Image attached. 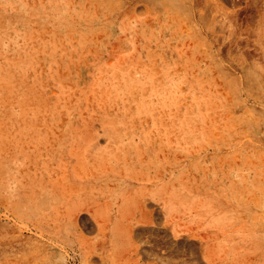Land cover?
<instances>
[{"label": "rangeland", "instance_id": "374dc122", "mask_svg": "<svg viewBox=\"0 0 264 264\" xmlns=\"http://www.w3.org/2000/svg\"><path fill=\"white\" fill-rule=\"evenodd\" d=\"M263 9L0 0V264H264Z\"/></svg>", "mask_w": 264, "mask_h": 264}, {"label": "bare ground", "instance_id": "6f19581e", "mask_svg": "<svg viewBox=\"0 0 264 264\" xmlns=\"http://www.w3.org/2000/svg\"><path fill=\"white\" fill-rule=\"evenodd\" d=\"M159 1H160V0H159ZM214 2H215V1H214ZM208 5H209V4H208ZM211 9H212V8H211ZM263 10H264V9H263ZM204 11H205V10H204ZM255 11H256V10H255ZM260 11H261V10H260ZM199 12H200V11H199ZM214 12H215V11H214ZM261 13H262V12H261ZM256 16H257V15H256ZM197 17H198V16H197ZM214 17H215V16H214ZM246 18H247V17H246ZM248 18H249V17H248ZM261 18H262V17H261ZM261 21H262V20H261ZM261 21H260V22H261ZM214 22H215V21H214ZM209 23L211 24V22H209ZM215 24H216V23H215ZM261 26H262V24H261ZM209 27H210V26H209ZM263 28H264V27H263ZM258 31H259V30H258ZM263 36H264V35H263ZM257 41H258V40H257ZM234 50H235V49H234ZM234 54H235V53H234ZM254 55H255V54H254ZM130 131H131V130H130ZM135 131H136V130H135ZM118 133H119V132H118ZM131 133H132V131H131ZM166 133H167V132H166ZM149 134H150V133H149ZM154 134H155V133H154ZM130 135H131V134H130ZM137 135H138V134H137ZM151 135H152V134H151ZM142 136H143V135H142ZM147 137H148V136H147ZM151 137H152V136H151ZM157 138L159 139V137H157ZM160 138H161V135H160ZM128 139H129V138H128ZM141 139H142V138H141ZM141 139H140V140H141ZM119 140H120V139H119ZM150 140H151V139H150ZM152 140H153V138H152ZM154 140H155V139H154ZM119 142H121V141H119ZM128 142H129V141H128ZM140 142H141V141H140ZM140 142H139V143H140ZM139 143H138V144H139ZM152 143H153V142H152ZM156 143H157V142H156ZM170 143H171V142H170ZM141 144H142V143H141ZM146 145H147V144H146ZM146 145H145V146H146ZM163 145H164V143H163ZM142 146H143V145H142ZM155 146L158 147V145H155ZM167 147H168V146H167ZM124 148H125V147H124ZM126 148H127V147H126ZM154 148H155V147H154ZM169 149H170V148H169ZM89 150H90V148H89ZM121 150H122V149H121ZM129 150H130V149H129ZM141 150H142V149H141ZM158 150H159V149H158ZM147 151H148V149H147ZM125 152H126V151H125ZM125 152H124V153H125ZM133 152H134V151H133ZM159 152H160V151H159ZM117 153H118V152H117ZM137 153H138V152H137ZM144 153H145V152H144ZM164 153H165V152H164ZM122 154H123V153H122ZM172 154H173V153H172ZM104 155H105V154H104ZM115 155H116V154H115ZM138 155H139V154H138ZM138 155H137V156H138ZM152 155H153V154H152ZM170 155H171V154H170ZM175 155H176V154H175ZM107 156H108V154H107ZM118 156H119V154H118ZM144 156H145V155H144ZM160 156H161V155H160ZM128 157H130V156H128ZM155 157H156V156H155ZM112 158H113V156H112ZM118 158H119V157H118ZM118 158H117V160H118ZM126 158H127V157H126ZM150 158H151V157H150ZM170 158H171V157H170ZM179 158H180V157H179ZM109 159H110V158H109ZM115 159H116V158H115ZM130 159H131V158H130ZM146 159H147V158H146ZM148 159H149V158H148ZM155 159H156V158H155ZM180 159H181V158H180ZM183 159H184V158H183ZM117 160H116V161H117ZM120 160H121V158H120ZM161 160H162V158H161ZM174 160H175V159H174ZM148 161H149V160H148ZM148 161H147V162H148ZM153 161H154V160H153ZM178 161H179V159H178ZM142 162H143V161H142ZM144 162H145V161H144ZM170 162H171V161H170ZM170 162H169V163H170ZM104 163H105V162H104ZM154 163H155V162H154ZM100 164H101V163H100ZM109 164H110V163H109ZM112 164H113V163H112ZM116 164H117V163H116ZM179 164H180V163H179ZM97 165H98V164H97ZM119 165H120V164H119ZM170 165H171V164H170ZM113 166H114V165H113ZM133 166H134V165H133ZM151 166H152V165H151ZM151 166H150V167H151ZM166 166H167V165H166ZM166 166H165V167H166ZM178 166H179V165H178ZM134 167H135V166H134ZM145 167H146V166H145ZM145 167H144V168H145ZM165 167H164L163 169H165ZM65 168H66V167H65ZM68 168H69V167H68ZM111 168H113V167H111ZM120 168H121V167H120ZM128 168H129V167H128ZM168 168H169V167H168ZM77 169H78V168H77ZM153 169H154V168H153ZM161 169H162V168H161ZM161 169H160V172H161ZM74 170H75V169H74ZM122 170H123V169H122ZM131 170H133V169H131ZM115 171H116V170H115ZM135 171H136V170H135ZM139 171H140V170H139ZM162 171H163V170H162ZM66 172H67V171H66ZM99 172H100V170H99ZM104 172H105V170H104ZM111 172H112V170H111ZM117 172H118V171H117ZM121 173H122V172H121ZM143 173H144V172H143ZM168 173H169V172H168ZM130 174L132 175V172H130ZM117 175H118V173H117ZM120 175H121V174H120ZM137 175H138V174H137ZM142 175H143V174H142ZM146 175H147V173H146ZM157 175H158V174H156V176H157ZM160 175H161V174H160ZM165 175H166V174H165ZM100 176H101V175H100ZM102 176H103V175H102ZM104 176H105V175H104ZM111 176H112V175H111ZM134 176H135V174H134ZM143 176H145V175H143ZM170 176H171V175H170ZM81 177H82V176H81ZM95 177H96V176H95ZM145 177H146V176H145ZM62 178H63V177H62ZM65 178H66V174H65ZM73 178H74V177H73ZM104 178H106V177H104ZM135 178H136V177H135ZM138 178H139V177H138ZM169 178H170V177H169ZM63 179H64V178H63ZM63 179H62V180H63ZM76 179H77V178H76ZM111 179H112V178H111ZM121 179H122V178H121ZM141 179H142V178H141ZM153 179H154V178H153ZM90 180H91V179H90ZM105 180H106V179H105ZM151 180H152V179H151ZM151 180H150V181H151ZM170 180H171V179H170ZM66 181H68V180H66ZM66 181H65V183H66ZM139 181H140V180H139ZM145 181H146V180H145ZM61 182H62V181H61ZM61 182H60V183H61ZM63 182H64V181H63ZM75 182H76V181H75ZM77 182H79V181L77 180ZM117 182H118V181H117ZM147 182H148V181H147ZM152 182H154V181H152ZM70 183H71V182H70ZM95 183H96V180H95ZM106 183H107V182H106ZM66 184H67V183H66ZM91 184H92V183H91ZM117 184H118V183H117ZM149 184H150V183H149ZM161 184H162V182H161ZM89 185H90V184H89ZM99 185H100V184H99ZM136 185H137V184H136ZM80 186L82 187V184H81ZM84 186H85V184H84ZM91 186H92V185H91ZM100 186H101V185H100ZM111 186H112V185H111ZM114 186H115V185H114ZM114 186H112V187L114 188ZM155 186H156V185H155ZM163 186H164V185H163ZM168 186H169V185H168ZM143 187H144V186H143ZM157 187H158V186H157ZM74 188H78V187H74ZM89 188H90V187H89ZM116 188H117V187H116ZM121 188H122V187H121ZM140 188H141V187H140ZM140 188H139V189H140ZM72 189H73V188H72ZM83 189H84V188H83ZM98 189H99V188H98ZM110 189H111V188H110ZM114 189H115V188H114ZM135 189H136V188H135ZM142 189H143V188H142ZM161 189H162V188H161ZM77 190H78V189H77ZM104 190H105V189H104ZM116 190H117V189H116ZM137 190H138V189H137ZM102 191H103V190H102ZM110 191H111V190H110ZM125 191H126V189H125ZM128 191H129V190H128ZM139 191H140V190H139ZM166 191H169V190L167 189ZM116 192H117V191H116ZM134 192H135V191H134ZM162 192H163V190H162ZM95 193H96V191H95ZM104 193H105V192H104ZM130 193H131V192H130ZM132 193H133V192H132ZM169 193H170V192H169ZM62 194H63V193H62ZM78 194H79V193H78ZM118 194H119V193H118ZM133 194H134V193H133ZM137 194H138V193H137ZM164 194H165V191H164ZM90 195H91V194H90ZM107 195H108V194H107ZM116 195H117V194H116ZM31 196H32V195H31ZM72 196H73V195H72ZM96 196H97V195H96ZM96 196H95V198H96ZM147 196H148V195H147ZM62 197H63V196H62ZM118 197H119V196H118ZM118 197H117V198H118ZM162 197H163V196H162ZM165 197H166V196H165ZM213 197H214V196H213ZM54 198H55V197H54ZM90 198H91V197H90ZM92 198H93V196H92ZM114 198H115V197H114ZM140 198H141V197H140ZM206 198H207V197H206ZM208 198H209V196H208ZM216 198H217V197H216ZM27 199H28V198H27ZM29 199H30V198H29ZM57 199H58V198H57ZM86 199H87V198H86ZM97 199H98V198H97ZM107 199H108V198H107ZM127 199H128V198H127ZM162 199H163V198H162ZM165 199H166V198H165ZM218 199H219V198H218ZM225 199H228V197L225 198ZM54 200H56V198H55ZM78 200H79V199H78ZM132 200H133V199H132ZM152 200H153V199H152ZM214 200H215V199H214ZM222 200L224 201V199H222ZM230 200H231V199H230ZM66 201H67V200H66ZM73 201H74V200H73ZM82 201H83V200H82ZM90 201H91V200H90ZM111 201H112V199H111ZM128 201H129V200H128ZM153 201H154V200H153ZM100 202H101V201H100ZM120 202H121V201H120ZM216 202H217V201H216ZM78 203H79V202H78ZM84 203H86V202H84ZM105 203H106V202H105ZM124 203H125V202H123V204H124ZM126 203H127V202H126ZM154 203H155V202H154ZM166 203H167V202H166ZM213 203H214V202H213ZM247 203H248V201H247ZM69 204H70V203H69ZM91 204L93 205V203H91ZM107 204H109V203H107ZM136 204H137V203H136ZM156 204H157V203H156ZM227 204H228V203H227ZM239 204H240V203H239ZM53 205H54V204H53ZM78 205H79V204H78ZM105 205H106V204H105ZM137 205H138V204H137ZM141 205H142V204H141ZM157 205H158V204H157ZM198 205H199V204H198ZM215 205H216V204H215ZM55 206H56V205H55ZM94 206H95V205H94ZM96 206H97V205H96ZM101 206H102V205H101ZM108 206H109V205H108ZM120 206H121V205H120ZM126 206H127V205H126ZM144 206H145V205H143V207H144ZM154 206H155V205H154ZM166 206H167V205H166ZM237 206H238V205H237ZM257 206H258V205H257ZM45 207H46V206H45ZM71 207H72V206H71ZM90 207H91V206H90ZM139 207H140V206H139ZM143 207H142V208H143ZM221 207H222V206H221ZM223 207H224V206H223ZM242 207H243V206H242ZM39 208H40V207H39ZM43 208H44V207H43ZM75 208H76V207H75ZM93 208H94V207H93ZM106 208H107V207H106ZM129 208H130V207H129ZM136 208H138V207L136 206ZM214 208H215V207H214ZM232 208H233V207H232ZM44 209H45V208H44ZM109 209H111V208H109ZM119 209H120V208H119ZM147 209H148V208H147ZM149 209H150V208H149ZM151 209H152V208H151ZM156 209H157V208H156ZM162 209H163V208H162ZM244 209H245V208H244ZM33 210H34V209H33ZM73 210H74V209H73ZM76 210H77V209H76ZM124 210H125V209H124ZM261 210H262V209H261ZM29 211H30V210H29ZM122 211H123V210H122ZM221 211H222V210H221ZM229 211H230V209H229ZM33 212L35 213V211H33ZM38 212H39V211H38ZM59 212H60V211H59ZM89 212H90V211H89ZM25 213H26V212H25ZM74 213H76V212H74ZM125 213H126V212H125ZM148 213H150V212H148ZM165 213H166V212H165ZM228 213H229V212H228ZM26 214H27V213H26ZM29 214H30V213H29ZM35 214H36V213H35ZM46 214H47V213H46ZM116 214H117V213H116ZM126 214H127V213H126ZM142 214H143V213H142ZM159 214H160V213H159ZM261 214H262V213H261ZM261 214H260V215H261ZM32 215H33V214H32ZM36 215H37V214H36ZM63 215H64V214H63ZM72 215H73V214H72ZM122 215H123V214H122ZM133 215H134V214H133ZM136 215H137V214H136ZM143 215H144V214H143ZM151 215H152V214H151ZM216 215H217V214H216ZM245 215H246V213H245ZM34 216H35V215H34ZM58 216H59V215H58ZM102 216H103V215H102ZM119 216H120V215H119ZM134 216H135V215H134ZM149 216H150V214H149ZM160 216H161V215H160ZM209 216H210V215H209ZM59 217H60V216H59ZM70 217H71V216H70ZM121 217H122V216H121ZM141 217H142V215H141ZM145 217H147V216H145ZM239 217H240V215H239ZM26 218H27V217H26ZM41 218H42V217H41ZM41 218H40V219H41ZM50 218H51V216H50ZM99 218H100V217H99ZM99 218H98V219H99ZM102 218H103V217H102ZM133 218H134V217H133ZM133 218H132V219H133ZM137 218H138V217H137ZM137 218H136V219H137ZM142 218H143V217H142ZM207 218H208V217H207ZM230 218H232V217L230 216ZM240 218H241V217H240ZM246 218H247V217H246ZM125 219H126V218H125ZM143 219H144V218H143ZM143 219H142V220H143ZM150 219H151V218H150ZM163 219H164V218H163ZM47 220H48V219H47ZM137 220H139V219H137ZM140 220H141V219H140ZM156 220H157V219H156ZM58 221H59V220H58ZM126 221H127V220H126ZM143 221H144V220H143ZM143 221H142V222H143ZM145 221H146V220H145ZM148 221H150V220L148 219ZM148 221H147V222H148ZM152 221H153V220H152ZM62 222H63V221H62ZM123 222H125V221H123ZM138 222H139V221H138ZM140 222H141V221H140ZM245 222H247V221H245ZM52 223H53V222H52ZM106 223H107V222H106ZM114 223H115V222H114ZM119 223H120V222H119ZM130 223H131V222H130ZM149 223H150V222H149ZM156 223H157V222H156ZM227 223H228V222H227ZM239 223H240V222H239ZM40 224H41V223H40ZM97 224H98V223H97ZM101 224H102V223H101ZM101 224H100V225H101ZM117 224H118V223H117ZM127 224H128V222H127ZM137 224H138V223H137ZM137 224H136V225H137ZM143 224H145V223H143ZM157 224L159 225V223H157ZM166 224H167V223H166ZM171 224H172V223H170V225H171ZM52 225H53V224H52ZM122 225H123V224H121V226H122ZM129 225H131V224H129ZM152 225H153V224H152ZM235 225H238V224H235ZM39 226H40V225H39ZM54 226H55V225H54ZM116 226H117V225H116ZM119 226H120V225H119ZM121 226H120V227H121ZM124 226H125V224H124ZM124 226H123V227H124ZM140 226H142V225H140ZM160 226H161V225H160ZM36 227H37V226H36ZM117 227H118V226H117ZM117 227H116V229L118 230ZM123 227H122V228H123ZM148 227H149V226H148ZM216 227H217V226H216ZM231 227H232V226H231ZM237 227H238V226H237ZM243 227H244V226H243ZM42 228H43V226H42ZM51 228H52V227H51ZM74 228H75V226H74ZM105 228H106V227H105ZM114 228H115V227H114ZM135 228H136V227H135ZM135 228H134V229H135ZM160 228H161V227H160ZM192 228H193V227H192ZM196 228H197V227H196ZM206 228H207V227H206ZM218 228H219V227H218ZM235 228H236V227H235ZM40 229H41V228H40ZM129 229H130V228H129ZM161 229H162V228H161ZM216 229H217V228H216ZM42 230H43V229H41V231H42ZM114 230H115V229H114ZM114 230H113V231H114ZM130 230H131V229H130ZM136 230H137V229H136ZM185 230H187V229H185ZM220 230H221V229H220ZM225 230H226V229H225ZM230 230H231V229H230ZM256 230H257V229H256ZM13 231H15V230H13ZM50 231H51V230H50ZM50 231H49V232H50ZM54 231H55V230H54ZM56 231H57V230H56ZM56 231H55V233H56ZM107 231H108V230H107ZM132 231H133V230H132ZM132 231H131V232H132ZM208 231H209V230H208ZM212 231H213V230H212ZM217 231H218V230H217ZM217 231H216V232H217ZM222 231H223V230H222ZM243 231H244V230H243ZM247 231H248V230H247ZM249 231H250V230H249ZM251 231H252V230H251ZM251 231H250V232H251ZM44 232H46V231H44ZM60 232H61V231H60ZM101 232H102V231H101ZM127 232H129V230H128ZM223 232H224V231H223ZM231 232H232V231H231ZM250 232H248V233H250ZM5 233H6V232H5ZM11 233H12V232H11ZM57 233H58V232H57ZM132 233H133V232H132ZM132 233H131V234H132ZM167 233H169V232H167ZM207 233H209V232H207ZM210 233H211V232H210ZM253 233H254V232H253ZM3 234H4V233H3ZM6 234H7V233H6ZM15 234H16V233H15ZM104 234H105V233H104ZM128 234H129V233H128ZM165 234H166V233H165ZM201 234H202V233H201ZM221 234H222V233H221ZM221 234H220V235H221ZM129 235H130V234H129ZM132 235H133V234H132ZM169 235H170V234H169ZM206 235H208V234H206ZM218 235H219V234H218ZM234 235H235V234H234ZM14 236H15V235H14ZM52 236H53V235H52ZM73 236H74V235H73ZM80 236H81V235H80ZM99 236H100V235H99ZM231 236H232V235H231ZM247 236H248V235H247ZM15 237H16V236H15ZM26 237H27V236H26ZM28 237H29V236H28ZM28 237H27V238H28ZM61 237H62V236H61ZM64 237H65V236H64ZM75 237H76V236H75ZM84 237H86V235H85ZM94 237H95V236H94ZM105 237H106V236H105ZM215 237H216V236H215ZM218 237H219V236H218ZM220 237H221V236H220ZM225 237H226V236H225ZM10 238H11V237H10ZM35 238H36V237H35ZM46 238H47V237H46ZM56 238H57V237H56ZM112 238H113V237H112ZM211 238H212V237H211ZM211 238H210V239H211ZM223 238H224V237H223ZM254 238H255V237H254ZM259 238H260V237H259ZM259 238H258V239H259ZM14 239H15V238H14ZM28 239H29V238H28ZM60 239H61V238H60ZM68 239H69V237H68ZM80 239H81V238H79V240H80ZM202 239H205V238H202ZM214 239H215V238H214ZM225 239H227V238H225ZM229 239H230V238H229ZM232 239H234V238H232ZM251 239H252V238H251ZM6 240H7V239H6ZM6 240H5V241H6ZM11 240H12V239H11ZM17 240H18V238H17ZM22 240H25V239H22ZM30 240H31V239H30ZM30 240H29V241H30ZM106 240H107V239H106ZM120 240H121V239H120ZM205 240H206V239H205ZM208 240H209V239H208ZM219 240H220V238H219ZM255 240H256V238H255ZM260 240H261V239H260ZM13 241H14V240H13ZM13 241H12V242H13ZM20 241H21V240H20ZM20 241L18 240L17 242L20 243ZM56 241H57V240H56ZM97 241H98V240H97ZM115 241H116V240H115ZM206 241H207V240H206ZM213 241H214V240H213ZM261 241H262V240H261ZM3 242H4V241H3ZM45 242H46V241H45ZM64 242H65V241H64ZM82 242H84V241H82ZM218 242H219V241H218ZM229 242H230V241H229ZM233 242H234V240H233ZM9 243H10V242H9ZM13 243H14V242H13ZM59 243H60V242H59ZM110 243H111V242H110ZM116 243H117V242H116ZM207 243H208V242H207ZM250 243H251V242H250ZM253 243H254V242H253ZM14 244H15V243H14ZM25 244H26V243H25ZM63 244H64V243H63ZM84 244H85V243H84ZM101 244H102V243H101ZM209 244H210V243H209ZM212 244H213V243H212ZM212 244H211V245H212ZM17 245H18V244H17ZM36 245H37V244H36ZM67 245H68V244H67ZM89 245H90V244H89ZM221 245H222V243H221ZM24 246H25V245H24ZM32 246H33V245H32ZM37 246H38V245H37ZM52 246H53V245H52ZM52 246H51V247H52ZM64 246H65V245H64ZM68 246H69V245H68ZM77 246H78V245H77ZM83 246H84V245H83ZM97 246H98V245H97ZM97 246H96V247H97ZM213 246H214V245H213ZM225 246H226V245H225ZM247 246H248V245H247ZM250 246H251V244H250ZM6 247H7V245H6ZM9 247H10V246H9ZM13 247H14V246H13ZM29 247H30V246H29ZM43 247H44V246H43ZM43 247H42V248H43ZM51 247H50V248H51ZM139 247H140V246H139ZM206 247H207V246H206ZM230 247H231V246H230ZM232 247H234V246H232ZM253 247H254V245H253ZM253 247L251 246V248H253ZM0 248H1V246H0ZM35 248H36V247H35ZM38 248H39V247H38ZM52 248H53V247H52ZM101 248H102V247H101ZM136 248H137V246H136ZM203 248H204V247H203ZM243 248H244V247H243ZM28 249H29V248H28ZM28 249H27V250H28ZM66 249H67V248H66ZM103 249H105V248L103 247ZM115 249H116V248H115ZM201 249H202V247H201ZM214 249H215V248H214ZM234 249H235V248H234ZM255 249H256V248H255ZM18 250H19V248H18ZM95 250H96V249H95ZM109 250H110V249H108V250L105 252V255L102 257L103 260L106 261L107 264H117V263L113 260L114 258L112 259V258L110 257V256H112V255H110V251H109ZM116 250H117V249H116ZM119 250H120V249H119ZM203 250H204V249H203ZM209 250H210V249H209ZM247 250H248V249H247ZM250 250H251V249H250ZM25 251H26V250H25ZM53 251H54V250H53ZM66 251H67V250H66ZM79 251H80V249H79ZM96 251H97V250H96ZM132 251H134V250H132ZM226 251H227V250H226ZM235 251H236V250H235ZM16 252H17V251H16ZM22 252H23V251H22ZM29 252H30V251H29ZM44 252H45V251H44ZM82 252H83V251H82ZM117 252H118V250H117ZM119 252H120V251H119ZM215 252H216V250H215ZM215 252H214V253H215ZM236 252H237V251H236ZM262 252H263V251H262ZM17 253H18V252H17ZM20 253H21V252H20ZM27 253H28V252H27ZM37 253H38V252H37ZM42 253H43V252H42ZM67 253H68V252H67ZM76 253H77V252H76ZM214 253H213V256H214ZM224 253H225V251H224ZM252 253H253V251H252ZM125 254H126V253H125ZM137 254H138V253H137ZM137 254H136V255H137ZM202 254H203V252H202ZM205 254H206V253H205ZM257 254H258V253H257ZM33 255H34V254H33ZM59 255H60V254H59ZM79 255H80V254H79ZM134 255H135V254H134ZM138 255H139V254H138ZM160 255H161V254H160ZM223 255H224V254H222V256H223ZM245 255H246V254H245ZM248 255H249V254H248ZM250 255H251V254H250ZM262 255H263V254H262ZM22 256H23V255H22ZM29 256H30V255H29ZM48 256H49V255H48ZM51 256H52V255H51ZM88 256H89V255H88ZM115 256H116V255H115ZM131 256H132V255H131ZM204 256H205V255H204ZM233 256H234V255H233ZM238 256H239V254H238ZM243 256H244V255H243ZM20 257H21V256H20ZM20 257H19V258H20ZM107 257H108V258H107ZM139 257H140V256H139ZM205 257H207V256H205ZM239 257H240V256H239ZM258 257H259V256H258ZM262 257H264V256H262ZM14 258H15V257H14ZM14 258H13V259H14ZM24 258H25V257H24ZM58 258H59V257H58ZM119 258H120V257H119ZM125 258H126V256H125ZM157 258H158V257H157ZM162 258H163V257H162ZM202 258H203V257H202ZM213 258H214V257H213ZM221 258H222V257H221ZM224 258H225V257H224ZM242 258H243V257H242ZM246 258H247V257H246ZM10 259H11V258H10ZM20 259H21V258H20ZM20 259H19V260H20ZM62 259H63V258H62ZM79 259H80V258H79ZM84 259H85V258H84ZM93 259H94V258H93ZM121 259H122V258H121ZM121 259H120V260H121ZM139 259H140V258H139ZM139 259H138V260H139ZM209 259H210V258H209ZM216 259H217V258H216ZM244 259H245V258H244ZM250 259H251V258H250ZM16 260H17V259H16ZM44 260H45V259H44ZM124 260H125V259H124ZM207 260H208V259H207ZM218 260H219V259H218ZM236 260H237V259H236ZM240 260H241V259H240ZM242 260H243V259H242ZM245 260H246V259H245ZM21 261H23V260H21ZM30 261H32V260H30ZM85 261H86V260H85ZM118 261H119V260H118ZM121 261H122V260H121ZM129 261H130V260H129ZM216 261H217V260H216ZM238 261H239V260H238ZM246 261H247V260H246ZM256 261H257V260H256ZM256 261H255V262H256ZM259 261H260V260H259ZM27 262H28V261H27ZM60 262H61V261H60ZM154 262H155V261H154ZM222 262H223V261H222ZM227 262H228V261H227ZM239 262H240V261H239ZM244 262H245V261H244ZM255 262H254V263H255ZM22 263H23V262H22ZM32 263H33V262H32ZM40 263H41V262H40ZM99 263H100V262H99ZM119 263H120V261H119ZM137 263H138V262H137ZM156 263H157V262H156ZM158 263H159V262H158ZM164 263H165V262H164ZM215 263H216V262H215ZM120 264H121V263H120ZM122 264H123V263H122ZM129 264H130V263H129ZM159 264H160V263H159ZM228 264H229V263H228ZM247 264H248V263H247Z\"/></svg>", "mask_w": 264, "mask_h": 264}]
</instances>
